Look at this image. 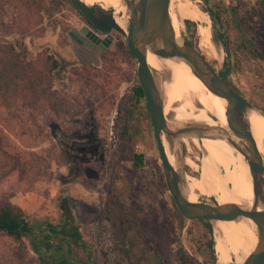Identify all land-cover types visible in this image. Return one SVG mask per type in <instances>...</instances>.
Wrapping results in <instances>:
<instances>
[{
	"label": "rangeland",
	"instance_id": "374dc122",
	"mask_svg": "<svg viewBox=\"0 0 264 264\" xmlns=\"http://www.w3.org/2000/svg\"><path fill=\"white\" fill-rule=\"evenodd\" d=\"M125 1L113 0L119 11H126L129 25ZM189 1L220 17L214 23L202 10L211 19L209 34L222 51V61L204 55L206 59L216 62L212 66L235 90L264 109V0ZM174 15L178 44L185 35L199 49L201 24L194 22L189 28L185 21L188 17L193 21L191 13ZM85 27L92 29L69 0H0V47L12 44L19 52L26 50V62L33 63L38 72L50 68V55L70 62L55 72L51 84L44 81L42 93L31 102L19 99L12 108L0 104V204L9 201L20 207L33 225L44 221L60 225L67 198L90 247L91 260L82 249L76 255L88 264H217L208 242L213 239L215 252L219 249L221 228L215 230V223H210V235L203 222L189 221L179 212L166 185L147 101L131 106L139 83L138 63L129 54L125 37L112 31L114 40L107 50H88V44L81 46L69 35ZM95 32L101 38L106 35ZM181 126L169 125L171 130ZM225 126L219 127L231 138ZM212 132L226 140V133ZM183 138L178 143L163 137L173 167L179 168L184 147L194 203L217 202L219 190L214 193L206 188L204 193L199 184L209 151L207 141ZM135 154L144 156L140 166L135 165ZM235 160L241 165L248 161L245 155L234 154L233 163L222 170L232 169ZM234 174L226 188L228 195ZM237 193L252 199L245 177L236 179L233 194ZM248 226L247 222L239 224L238 234L257 245L256 233L250 227L247 231ZM245 261L236 253L230 264ZM0 264L41 261L32 239L16 240L0 232Z\"/></svg>",
	"mask_w": 264,
	"mask_h": 264
},
{
	"label": "water",
	"instance_id": "95a60500",
	"mask_svg": "<svg viewBox=\"0 0 264 264\" xmlns=\"http://www.w3.org/2000/svg\"><path fill=\"white\" fill-rule=\"evenodd\" d=\"M74 7L90 22L92 29L70 32L77 44H88V50L98 48L107 50L114 40L112 31L121 33L127 43L128 50L138 63L137 76L146 96L148 112L154 127L159 154L162 159L166 185L171 193L176 207L182 216L189 221H234L240 217L251 219L259 231V245L243 264H264V209L245 210L237 204L220 205L218 202L202 200L192 203L184 195L188 174L185 168V149L182 147L181 164L175 169L168 157L163 137L178 143L185 136H195L202 139L209 131H220L227 134L222 127L209 125L185 124L171 130L168 118L165 116L164 100L158 88L153 70L148 64L146 50L152 46V52L160 57H179L184 59L194 70L208 89L215 95L225 99L227 128L239 143H235L229 135L226 140L248 159L253 178L256 204L264 207V160L258 152V147L250 129L246 115L249 110L256 109L264 113V109L251 103L245 96L235 90L206 59L204 54L183 35L182 44L176 40V33L170 15L171 0H126L130 12L128 30H124L116 21L114 11L106 10L100 5L88 6L82 0H70ZM95 31L107 36L101 38ZM215 42V39H214ZM225 51L230 57V44L225 41ZM182 146V143H180Z\"/></svg>",
	"mask_w": 264,
	"mask_h": 264
},
{
	"label": "bare ground",
	"instance_id": "6f19581e",
	"mask_svg": "<svg viewBox=\"0 0 264 264\" xmlns=\"http://www.w3.org/2000/svg\"><path fill=\"white\" fill-rule=\"evenodd\" d=\"M82 1L88 6L95 4L102 6L104 9L113 10L117 23L124 30H127L128 16L124 15L126 11H119L113 0ZM174 12L191 13L193 22L201 24V28L197 31L199 49L208 59L222 61V51L220 49L218 51L214 39L209 34V29L211 28V19L209 16L189 0H171L170 15L173 26L176 25L175 20L177 19ZM186 19L192 20L189 17ZM146 53L148 64L154 72L158 88L164 100L165 116L167 118L169 117L168 121L172 119L168 122L170 126L175 127L176 123H180L182 126L185 124L209 126L211 124L212 126L225 124V127H228L226 116L227 101L212 93L205 83L195 75L193 68L189 64L176 57H160L152 52V46L147 48ZM246 119L256 140L258 152L264 160V113L252 109L248 111ZM230 136L235 143H239V140L232 134ZM204 139L209 145L208 154L202 162L203 173L199 181L204 193L206 188L214 193L219 190V195L216 197L219 204H237L245 210H263V205H257L255 202L253 178L248 161L247 164L241 165L238 163V160H235L232 169L226 168L227 170L225 172L222 170V167L228 162L233 163L234 154H243L225 140L223 135L214 134L212 131H209L206 133ZM168 157L170 159L169 154ZM238 170H241L240 173L234 174ZM233 174L232 181H230L233 188L228 195L226 188ZM237 175L240 177H237ZM243 177L251 185L252 199H246L241 193L233 194L236 179L241 181ZM184 190L188 200L194 203L188 183ZM244 222H247L249 225L247 231L250 230V227L256 233L258 238L257 245L245 242L238 234H241V230L238 229L239 224ZM214 223V229L219 230L221 228L223 237L219 249L216 250L217 264H230L232 261L234 262L236 253L242 259L247 260L252 253L256 252L259 245V231L257 225L251 219L240 217L234 221H217Z\"/></svg>",
	"mask_w": 264,
	"mask_h": 264
},
{
	"label": "trees",
	"instance_id": "16d2710c",
	"mask_svg": "<svg viewBox=\"0 0 264 264\" xmlns=\"http://www.w3.org/2000/svg\"><path fill=\"white\" fill-rule=\"evenodd\" d=\"M202 10L210 15L214 23L220 19L212 10ZM85 20L91 26L86 18ZM185 23L189 28L194 25L191 20H187ZM25 52L26 50L17 51L12 44L0 47V98L3 100L0 104H4L9 108H12L16 100L23 99V101L31 102L33 98L40 96L42 93L40 87H43L44 81L47 80L51 84L50 82H52L55 72L62 64H70V62L50 55L48 57L51 62L50 68L45 72H38L33 63L26 62ZM129 54L131 55L130 51ZM211 64L215 66L216 62L213 61ZM141 100H146V96L141 84L138 83L133 90L131 98L132 108L135 103H139ZM50 107L53 110L57 109L53 102L50 103ZM130 114H132L131 111ZM134 160L135 165L140 166L143 163L144 156L135 154ZM62 209L64 210V221L60 225L48 221L33 225L20 207L13 205L9 201L3 202L0 204V232L16 240L27 237L32 239L34 251L38 255L41 264H88V262L80 261L76 255L77 250L82 249L87 252L88 261L91 260L90 247L83 239L80 226L72 215L67 198L63 200ZM201 222L205 224L207 232L213 235L212 225L206 221ZM214 245L215 242L211 239L208 242V246L215 260Z\"/></svg>",
	"mask_w": 264,
	"mask_h": 264
},
{
	"label": "built area",
	"instance_id": "2783aa9c",
	"mask_svg": "<svg viewBox=\"0 0 264 264\" xmlns=\"http://www.w3.org/2000/svg\"><path fill=\"white\" fill-rule=\"evenodd\" d=\"M107 35H105V37H106ZM105 37H103V38H105Z\"/></svg>",
	"mask_w": 264,
	"mask_h": 264
},
{
	"label": "flooded vegetation",
	"instance_id": "af4514ba",
	"mask_svg": "<svg viewBox=\"0 0 264 264\" xmlns=\"http://www.w3.org/2000/svg\"><path fill=\"white\" fill-rule=\"evenodd\" d=\"M104 34V33H103Z\"/></svg>",
	"mask_w": 264,
	"mask_h": 264
}]
</instances>
